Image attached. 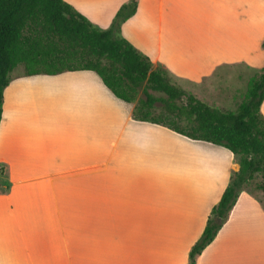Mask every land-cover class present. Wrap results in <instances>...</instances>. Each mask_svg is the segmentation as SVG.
<instances>
[{
    "label": "crops",
    "instance_id": "obj_1",
    "mask_svg": "<svg viewBox=\"0 0 264 264\" xmlns=\"http://www.w3.org/2000/svg\"><path fill=\"white\" fill-rule=\"evenodd\" d=\"M64 1L107 28L128 0ZM120 34L175 85L235 111L264 67V0H137ZM10 77L0 118V264H189L239 169L233 153L134 119L133 104L93 70ZM195 264H264L255 195L239 191Z\"/></svg>",
    "mask_w": 264,
    "mask_h": 264
},
{
    "label": "trees",
    "instance_id": "obj_2",
    "mask_svg": "<svg viewBox=\"0 0 264 264\" xmlns=\"http://www.w3.org/2000/svg\"><path fill=\"white\" fill-rule=\"evenodd\" d=\"M137 0L116 11L107 28L90 22L64 0H0V118L10 72L23 75L67 70L95 71L117 98L132 103V117L163 125L192 139L229 149L239 164L189 250V264L225 222L243 184L264 174V67L247 84L235 111L211 106L175 85L167 72L120 34ZM159 110V112H156Z\"/></svg>",
    "mask_w": 264,
    "mask_h": 264
},
{
    "label": "rangeland",
    "instance_id": "obj_3",
    "mask_svg": "<svg viewBox=\"0 0 264 264\" xmlns=\"http://www.w3.org/2000/svg\"><path fill=\"white\" fill-rule=\"evenodd\" d=\"M154 66H157V65L154 64ZM14 73L23 74L24 73L23 66L18 65L17 67H15ZM230 109H233V108L230 107ZM156 112H159V110H156ZM242 188L248 190L253 195H255L264 205V174H256L251 180L243 184Z\"/></svg>",
    "mask_w": 264,
    "mask_h": 264
},
{
    "label": "built area",
    "instance_id": "obj_4",
    "mask_svg": "<svg viewBox=\"0 0 264 264\" xmlns=\"http://www.w3.org/2000/svg\"><path fill=\"white\" fill-rule=\"evenodd\" d=\"M1 170H2V168H1V166H0V172H1Z\"/></svg>",
    "mask_w": 264,
    "mask_h": 264
}]
</instances>
